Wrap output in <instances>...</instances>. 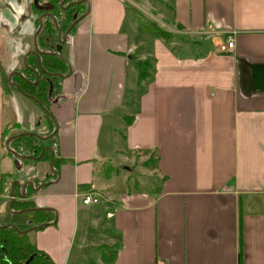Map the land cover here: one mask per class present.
Returning a JSON list of instances; mask_svg holds the SVG:
<instances>
[{
    "label": "crops",
    "instance_id": "1",
    "mask_svg": "<svg viewBox=\"0 0 264 264\" xmlns=\"http://www.w3.org/2000/svg\"><path fill=\"white\" fill-rule=\"evenodd\" d=\"M36 1L0 0V185L1 176L10 175L0 188V225L31 228L37 217H52L28 232L54 264H102L100 246L116 242L110 264H264V0H162L154 6L165 24L182 25L178 32L207 33L205 45L143 30L136 13L153 6L151 0L80 1L87 13L62 45L71 72L46 108L52 127L42 137L56 132L45 140L31 134L44 151L52 149L53 168L47 150L38 158L39 171L15 177L17 157L6 153L3 138L28 133L4 98L28 97L7 82L35 50ZM231 32L235 47L218 52ZM131 55L152 61L141 86ZM118 136L126 151H113ZM138 168L157 182L148 178L144 185L137 177L126 186ZM16 180L19 186L12 187ZM26 182L35 189L27 184L24 198L40 215L9 208L11 190L15 200L23 199ZM91 189L103 190L115 205L98 209L105 243H96L97 260L81 259L88 241L82 234L95 215L77 194Z\"/></svg>",
    "mask_w": 264,
    "mask_h": 264
},
{
    "label": "trees",
    "instance_id": "2",
    "mask_svg": "<svg viewBox=\"0 0 264 264\" xmlns=\"http://www.w3.org/2000/svg\"><path fill=\"white\" fill-rule=\"evenodd\" d=\"M37 1V4H32V9L36 12L38 18L43 15L42 27L37 36L39 56L33 52L29 53L26 58V64L19 69L21 74H13L11 80L7 82V85L17 89L15 84H18V91L33 98L36 103H41L43 107L48 109L51 102L56 101L60 96L61 81L63 79L62 75L66 74L69 68L64 58H62L64 57L62 45H65L66 41L63 43L57 38L56 24L63 34L70 24L86 11L87 6L83 2H80L74 3L67 8H62L60 7L61 0ZM69 1L70 0H66V3ZM139 23H142L141 25L145 31L156 37L163 38L166 41H170L174 36L172 33L158 27L155 23H143L141 20H139ZM175 27L179 30L183 29L182 25L179 23H176ZM73 30L74 26L71 28L69 34ZM48 34H51L54 39H47L46 36H48ZM38 58L41 62V68L38 64ZM131 59L134 67L137 69V84L141 86V83L150 75L152 61L148 57L145 59H139L133 55H131ZM36 75L38 76L37 82L33 83ZM46 115L50 122V127H52V118H50L47 113ZM7 138L6 135L3 138V147L7 154L15 157L5 146ZM38 142L39 141L35 136L24 134L11 139L9 147L21 155L38 156L44 148V145ZM48 155L49 152L45 150L41 159L44 157L46 158ZM28 159H25V161ZM7 176L10 175L3 174V176H1V191L5 187V177ZM26 198L21 200L14 199L11 208L17 210L33 208L34 204ZM41 211L42 210H35L34 213L40 215L42 213ZM48 212L53 216L52 212ZM51 219L52 217L47 215L44 218L37 217L36 221L40 224L45 221L48 222ZM16 226L17 228L13 225H7L6 227L0 228V264H25L27 261V264H54L45 252L37 248L35 243L31 240L29 232H23L28 227L23 225ZM119 247V242L100 246L103 261L110 264L114 260ZM89 262L93 264L92 260Z\"/></svg>",
    "mask_w": 264,
    "mask_h": 264
},
{
    "label": "rangeland",
    "instance_id": "3",
    "mask_svg": "<svg viewBox=\"0 0 264 264\" xmlns=\"http://www.w3.org/2000/svg\"><path fill=\"white\" fill-rule=\"evenodd\" d=\"M76 1V0H73ZM162 0H151L150 2L152 3L153 8H151L150 6L146 7V9L144 11H137L136 15H138V21L141 20V22L145 23H155L158 25V27L166 30L167 32L172 33L173 36V40L175 41V39L180 40L181 42H188V43H192L195 44L196 43H200L202 45H205V35L206 34H194L193 37L188 36V35H184L178 31H181L179 29H177L175 26H171L170 24H165V20H163V18L161 17L160 13H157L155 11V7L154 6H160V2ZM80 3V2H79ZM159 3V4H158ZM168 23V22H166ZM140 26L142 27V23H139ZM142 29L144 30V28L142 27ZM209 35V34H208ZM208 37V36H207ZM210 38V37H208ZM171 39V40H172ZM170 40V41H171ZM216 38L210 39V44L211 45H215ZM37 42V39H36ZM38 46V44H37ZM175 46V45H174ZM197 48H199L198 46H196ZM11 80V77L9 79V81ZM8 81V82H9ZM4 83V82H2ZM18 85V84H15ZM9 86V85H8ZM61 92V91H60ZM4 104H5V109L7 111L11 110V108L13 109L12 115H14L15 119H17L18 122H20L22 129L24 131H26L27 133H33L35 136L39 137L43 136L45 134H47L50 130V122L47 119V115L46 113L41 109V107H39L33 100L29 99L26 96H23L21 94L18 95H14L13 97L9 96V94H5V98H4ZM126 117V116H124ZM122 124H124L125 126V122L121 121ZM106 136H108L107 133V128L105 131ZM45 143L50 144V139L46 140ZM113 151H126L125 149V143L123 142V139L121 136H118V141L117 143H115V146H113ZM114 159H117V155L118 153H114ZM117 157V158H116ZM113 161H117V160H113ZM42 164V160H38V159H28L27 161H25V159H19V167H16V164L14 166V176L15 177H20L23 174H29L32 172H36L39 171V167ZM139 170V176L137 175L136 171H131L130 173V178H126V182L128 183V185L131 187L132 186V180H136L137 177L139 179V182H143L144 185L147 184L148 178H150L151 182L155 183L157 182L156 177L154 175H150L149 177L145 178V176L143 175L144 173H142V168H138ZM126 184V183H125ZM124 184V185H125ZM142 184V183H141ZM122 188V186L120 187ZM120 188H118V192H120ZM96 191V190H95ZM100 197L101 200L94 205H91V207H87L88 209L90 208V212L91 215L94 214L95 216H93V218H89V226L87 229V233L88 235H86L85 233L82 234V239L84 236L87 237V245H84L83 247V252L81 254V259H84V257L87 255L89 257H92L93 259L97 260L98 257L100 256L99 254V250L96 247V243H105L104 241V236L105 234L102 231L103 229V225H102V218L100 217L102 211L98 210L99 208L101 209L104 205H109L112 207V205L114 204V198H110V196L104 192L103 190H99L96 191ZM115 206V205H113ZM23 210V209H22ZM99 215V216H98ZM97 218V223L96 220L94 218ZM101 237L100 240L98 239V237ZM104 245V244H102ZM101 245V246H102ZM76 250V249H75ZM86 254V255H85ZM86 258V257H85ZM102 264H104L105 262L102 260Z\"/></svg>",
    "mask_w": 264,
    "mask_h": 264
},
{
    "label": "water",
    "instance_id": "4",
    "mask_svg": "<svg viewBox=\"0 0 264 264\" xmlns=\"http://www.w3.org/2000/svg\"><path fill=\"white\" fill-rule=\"evenodd\" d=\"M80 1H82V0H76V1H70L69 3H67L66 4V6H65V8L66 7H68V6H70V5H72V4H74V3H79ZM65 3V0H61L60 1V6L61 7H63V4ZM87 13V11H85V13H83V14H81L80 16H78L72 23H71V25L66 29V31L62 34V32H61V30L59 29V27L57 26V24H56V27H57V37L59 38V40H61L62 42H64L65 40H66V37H67V35H68V33H69V31H70V29L84 16V14H86ZM41 19H42V16L39 18V20H40V24H39V26H38V28H37V30H36V32H35V36H34V47H35V50H33V51H30V52H33V53H36L38 56H39V49H38V46H37V42H36V37H37V35H38V33H39V31L41 30V26H42V22H41ZM30 52H27L26 54H25V56H24V61H25V59H26V56L30 53ZM62 58H64V57H62ZM64 60L66 61V59L64 58ZM66 63L68 64V62L66 61ZM38 64H39V66H40V68H41V62H40V59L38 58ZM69 66V65H68ZM70 69L68 68V72L66 73V74H64V75H62L63 77L64 76H66V75H69L70 74ZM16 73H19V74H21L20 72H16ZM10 75H9V79H10ZM16 87H17V89H19V86L18 85H16ZM45 109V112H47L48 114H49V111L46 109V108H44ZM55 132H56V127L54 128V131L51 133V134H49L47 137H42V136H40V138L41 139H43V140H45L46 138H50V137H52L54 134H55ZM23 134H25V133H20V134H17V135H14V136H10L7 140H6V147H7V149L8 150H10L11 152H12V154H14L17 158L15 159V164H16V167H19V159H18V157L19 158H32V159H38V158H40L42 155H43V153H44V149L45 148H43V150H42V152L40 153V155L39 156H32V155H21V154H19L18 152H16V151H14V150H12L10 147H9V142H10V140L12 139V138H14V137H17V136H21V135H23ZM28 134H32V133H28ZM47 150H49L50 152H51V159H50V166L53 168V156H52V149L50 148V147H47ZM17 185V186H19V184H20V182H18L17 180L16 181H13L12 182V187L14 186V185ZM30 185V186H32L33 187V185H32V183L31 182H26V183H24L23 184V186H22V190H21V198H24L25 196H26V185ZM34 188V187H33ZM35 189V188H34ZM19 192V191H18ZM11 193H12V198H11V202H10V204H9V208H11V205H12V203H13V200H14V190L12 189L11 190ZM19 195V194H18ZM35 210V209H37V208H30V209H26V210ZM21 211H23V210H21ZM54 222V221H53ZM53 222H51V223H53ZM49 222H43V223H41V224H38V225H36V226H33V227H31V228H27L26 230H24L23 232H27V231H29V230H31V229H35V228H40V227H42V226H44V225H47ZM8 225H12V224H8ZM7 225H0V228H2V227H6ZM14 227H16L17 228V226L16 225H13ZM28 263V261L25 263V264H27Z\"/></svg>",
    "mask_w": 264,
    "mask_h": 264
},
{
    "label": "built area",
    "instance_id": "5",
    "mask_svg": "<svg viewBox=\"0 0 264 264\" xmlns=\"http://www.w3.org/2000/svg\"><path fill=\"white\" fill-rule=\"evenodd\" d=\"M233 34H234L233 32H231V34H227L225 36L224 41L218 44L217 47L218 52L228 53L233 50V48L235 47ZM52 146L53 148H55L57 146V143L54 141L52 143ZM78 195L80 196V201L83 205H94L101 200L100 195L93 189L82 191L79 194H77V196Z\"/></svg>",
    "mask_w": 264,
    "mask_h": 264
},
{
    "label": "flooded vegetation",
    "instance_id": "6",
    "mask_svg": "<svg viewBox=\"0 0 264 264\" xmlns=\"http://www.w3.org/2000/svg\"><path fill=\"white\" fill-rule=\"evenodd\" d=\"M69 2H70V1H69ZM69 2H68V3H69ZM65 3H66V0H65ZM65 3L63 4V7H62V8H65V6H66V4H67V3H66V4H65ZM60 7H61V6H60ZM66 8H67V7H66ZM42 17H43V15H42ZM41 22H42V19H41ZM70 25H71V24H70ZM70 30H71V29H70ZM69 32H70V31H69ZM37 79H38V76L36 75V78H35V80L33 81V83H36V82H37ZM48 111H49V110H48Z\"/></svg>",
    "mask_w": 264,
    "mask_h": 264
},
{
    "label": "bare ground",
    "instance_id": "7",
    "mask_svg": "<svg viewBox=\"0 0 264 264\" xmlns=\"http://www.w3.org/2000/svg\"><path fill=\"white\" fill-rule=\"evenodd\" d=\"M82 192V191H81Z\"/></svg>",
    "mask_w": 264,
    "mask_h": 264
}]
</instances>
